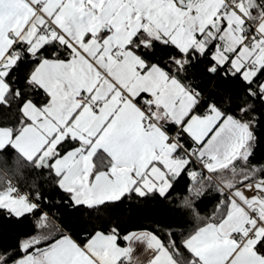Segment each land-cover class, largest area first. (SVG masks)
<instances>
[{
  "label": "snow or ice",
  "instance_id": "snow-or-ice-1",
  "mask_svg": "<svg viewBox=\"0 0 264 264\" xmlns=\"http://www.w3.org/2000/svg\"><path fill=\"white\" fill-rule=\"evenodd\" d=\"M0 264H264V0H0Z\"/></svg>",
  "mask_w": 264,
  "mask_h": 264
}]
</instances>
